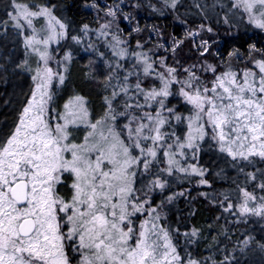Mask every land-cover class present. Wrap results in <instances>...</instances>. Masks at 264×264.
Here are the masks:
<instances>
[{"label":"snow or ice","instance_id":"snow-or-ice-1","mask_svg":"<svg viewBox=\"0 0 264 264\" xmlns=\"http://www.w3.org/2000/svg\"><path fill=\"white\" fill-rule=\"evenodd\" d=\"M0 41V82H27L0 120V264H264V0H7ZM81 53L99 105L67 88ZM183 185L220 210L208 235L170 218Z\"/></svg>","mask_w":264,"mask_h":264},{"label":"trees","instance_id":"trees-1","mask_svg":"<svg viewBox=\"0 0 264 264\" xmlns=\"http://www.w3.org/2000/svg\"><path fill=\"white\" fill-rule=\"evenodd\" d=\"M66 2L70 4L73 2V0H66ZM187 2L191 3L192 0H187ZM208 2H211V0H208ZM6 4L7 0H0V14H2V9ZM75 11L76 9H73V12ZM139 18L141 20L142 26L144 24L151 26L153 23H155L156 25L162 27L166 37L170 36L172 33L180 35L182 32L181 26H179L177 22L171 17H157L149 12L141 11L139 13ZM75 19L82 22H90L91 15L85 11L83 15L77 16L75 17ZM256 38L258 39L259 37ZM13 47L14 45L11 41H0V63H3L4 60L7 59V57L5 56V52H7L8 56L12 57L13 59L18 58L21 55L19 49H16L15 55H13V52L11 51ZM188 47H191V45H187L185 47V53L187 52ZM185 53H181V55L183 56ZM80 56L83 57V59H81L80 57L77 58L71 78V83L67 85V88L69 91L76 90L80 91L83 94L93 93L91 99L93 100L94 104L99 105L101 101L99 97L95 95V87L83 76L82 70L84 69V65L87 63L88 54H80ZM10 78L12 80V83L5 85L4 83L0 82V120L11 119L13 114L12 110L16 105V100L19 97V94L22 91L26 90L27 87L25 78ZM9 101H11V106L9 105ZM201 159L203 162L212 165V167L214 168L217 164H219L221 167H224L226 169L228 175H226L222 179H216L215 183L213 184V188L217 193L220 191L228 190V176L234 178L236 176L235 170L228 168V166L223 164V162L219 159H213L211 153L202 154ZM180 187H192V199L189 200L187 197L180 198L175 208L173 209V212L170 213V218L173 220V222H175L177 218H179L183 222L181 225L182 231L186 230L185 226H187V230H190V228L194 226L204 229L205 235H208L207 226L213 221L214 216L221 215L220 210L217 206L210 204L209 201L200 197L197 194L198 189L195 186L183 185ZM199 190L209 192L212 191L211 189H208L206 187ZM221 224H223V220H221ZM245 227L248 231H252L257 235L260 234L261 225L252 222H250L247 226H241L238 230L234 229V232L236 233V235H239V232L243 231ZM205 248L206 245L201 244L197 251H199L201 254L206 255L207 253L205 251ZM248 260L251 261V264H260L261 256L260 254L255 253L252 254L248 258ZM245 264H248V261H246Z\"/></svg>","mask_w":264,"mask_h":264},{"label":"rangeland","instance_id":"rangeland-1","mask_svg":"<svg viewBox=\"0 0 264 264\" xmlns=\"http://www.w3.org/2000/svg\"><path fill=\"white\" fill-rule=\"evenodd\" d=\"M125 26H127L126 22H125ZM81 54L86 55V53H81Z\"/></svg>","mask_w":264,"mask_h":264}]
</instances>
